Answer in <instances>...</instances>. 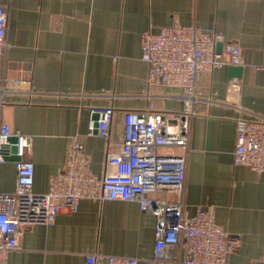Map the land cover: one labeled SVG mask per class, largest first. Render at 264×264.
Here are the masks:
<instances>
[{
    "label": "crops",
    "instance_id": "1",
    "mask_svg": "<svg viewBox=\"0 0 264 264\" xmlns=\"http://www.w3.org/2000/svg\"><path fill=\"white\" fill-rule=\"evenodd\" d=\"M8 7V48L1 77L18 82L2 96L0 123L31 138L22 158L34 167L33 192L46 193L66 159L72 137L82 144L90 171L102 179L122 131L123 113H176L183 92L147 81L141 35L170 25L215 31L242 51L240 77L228 67L199 77L195 115L185 155L184 202L188 214L215 207V222L237 250L227 264H264V175L233 165L236 119L264 117V0H0ZM240 80V90L228 89ZM113 113L108 139L91 133L93 116ZM15 188L13 162L0 163V193ZM174 202L176 196H163ZM156 219L135 202L79 200L76 212L61 211L52 225L23 228L19 249L7 264H88L86 256L153 260ZM96 264H106L100 260Z\"/></svg>",
    "mask_w": 264,
    "mask_h": 264
},
{
    "label": "built area",
    "instance_id": "2",
    "mask_svg": "<svg viewBox=\"0 0 264 264\" xmlns=\"http://www.w3.org/2000/svg\"><path fill=\"white\" fill-rule=\"evenodd\" d=\"M7 28L8 7L0 5V104L3 95L18 89V82L1 77L2 60L8 48ZM219 43L221 48L217 52ZM140 51L141 59L148 66L149 84L182 90V111L124 112L116 149L105 154V164L112 172L102 179L90 171L82 144L72 137L63 165L43 194L33 192L34 167L22 158L19 149L21 160L14 162V191L0 193V264H7L9 252L19 249L18 239L23 228L52 225L61 211L76 212L79 200L85 198L135 202L141 212L153 215L156 219L154 261L227 264L228 257L237 250L238 240L215 222L213 205L198 206L194 214H188L184 202L185 155L162 150L188 152L200 75L217 68L241 66V48L225 41L215 31L194 25H170L157 33L144 32ZM257 68L264 73V60ZM240 85L239 79H232L228 89L238 92ZM112 116L111 110H105L96 121L100 137L108 139ZM92 130L91 125L89 133ZM12 136L22 142L23 148L31 146L30 137H23L8 124L0 123V163L9 154L1 150V144ZM233 165L248 167L257 176L264 175V117L250 114L236 119ZM167 194L175 195L176 200L164 198ZM100 260L106 264H137L136 259L127 256H86L88 264Z\"/></svg>",
    "mask_w": 264,
    "mask_h": 264
},
{
    "label": "water",
    "instance_id": "3",
    "mask_svg": "<svg viewBox=\"0 0 264 264\" xmlns=\"http://www.w3.org/2000/svg\"><path fill=\"white\" fill-rule=\"evenodd\" d=\"M221 48V44H217L216 46V50L217 52L220 51ZM228 71L229 74L231 75V77H240V72H241V68L240 67H236V66H232V67H228ZM98 115H94L93 116V127H94V131H96V121L98 120ZM20 149V140L17 137H8L5 139L4 142H2L1 144V150L4 153H9L8 155H4L3 156V160L6 162H18L21 160V156L18 154V151Z\"/></svg>",
    "mask_w": 264,
    "mask_h": 264
}]
</instances>
